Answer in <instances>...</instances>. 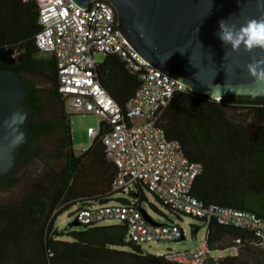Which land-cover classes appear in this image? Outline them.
<instances>
[{
    "label": "trees",
    "instance_id": "1",
    "mask_svg": "<svg viewBox=\"0 0 264 264\" xmlns=\"http://www.w3.org/2000/svg\"><path fill=\"white\" fill-rule=\"evenodd\" d=\"M39 8L37 0H0V49L12 48L17 58L12 66L0 62V68L17 73L27 89L23 103L30 111L26 127L31 137L22 155L27 156L33 150L30 158L40 156L39 141L52 139L60 129L62 135L59 139L56 136L59 144L55 157L65 159L67 164L41 174L35 188L17 203L0 206V264H175L145 253L140 245L127 241L126 225L82 226L66 232L56 229L57 218L75 205L84 207L95 201L107 204L128 200L114 197L117 193L112 190V183L116 168L106 159L100 135L81 152L78 164L69 163L70 156L63 148L74 149L70 115L58 90L56 60L53 55L42 54L35 44L41 28ZM97 75L122 109L141 86L139 75L131 72L116 55L103 56L97 65ZM35 79L45 80L48 87L38 86ZM229 108L256 111L260 116L259 130L250 133L234 123L227 116ZM160 125L168 138L180 142L190 160L202 166L201 174L192 185L194 197L206 204L216 203L264 217L262 97L231 95L217 101L190 90L178 92ZM143 189L139 185L132 194L139 203L145 200ZM207 227L205 240L210 252L257 247L239 229L215 221ZM196 229L193 227V234ZM64 235L70 240L60 239ZM237 239L241 243H236ZM239 256L240 252L210 260L208 264H232Z\"/></svg>",
    "mask_w": 264,
    "mask_h": 264
},
{
    "label": "built area",
    "instance_id": "2",
    "mask_svg": "<svg viewBox=\"0 0 264 264\" xmlns=\"http://www.w3.org/2000/svg\"><path fill=\"white\" fill-rule=\"evenodd\" d=\"M37 1L41 28L35 44L42 54L54 56L58 90L65 102L76 113H93L100 118L99 128L89 127L87 133L92 140L101 136L106 159L116 168L112 190L133 197L141 185L164 205L206 225L215 221L239 229L264 250V217L216 203L206 204L191 193L202 166L190 160L180 142L168 138L160 125L174 95L189 89L151 65L129 44L118 29L117 16L109 2L94 0L84 8L74 0ZM95 54L120 57L141 78V86L125 109L100 83ZM75 221L81 227L110 221L126 225L127 241L141 248L185 237L184 230L174 222L151 223L141 212L140 203L131 200L107 204L95 201L78 207ZM236 243H241L240 239ZM210 253L205 240L199 248L168 250L158 257L175 264H208L217 260Z\"/></svg>",
    "mask_w": 264,
    "mask_h": 264
},
{
    "label": "water",
    "instance_id": "3",
    "mask_svg": "<svg viewBox=\"0 0 264 264\" xmlns=\"http://www.w3.org/2000/svg\"><path fill=\"white\" fill-rule=\"evenodd\" d=\"M74 1L88 8L94 0ZM105 1L113 6L118 29L129 44L151 65L189 90L213 99L231 95L264 99V83L255 82L243 68L252 56L264 57V52L256 49L247 53L243 48L233 52L216 34L220 19L239 26L247 19L261 18L264 9L258 5H264V0ZM170 52L173 54L165 60L163 54ZM0 62L14 65L17 62L14 50L0 49ZM26 97L21 77L10 69L0 68V177L14 171L30 141L26 127L30 111L23 103ZM74 158L72 153L71 166ZM8 180L1 178L0 182ZM141 212L151 223L158 224L144 209ZM78 226L74 220L65 231ZM198 231L199 228L194 232L193 242L197 241Z\"/></svg>",
    "mask_w": 264,
    "mask_h": 264
},
{
    "label": "rangeland",
    "instance_id": "4",
    "mask_svg": "<svg viewBox=\"0 0 264 264\" xmlns=\"http://www.w3.org/2000/svg\"><path fill=\"white\" fill-rule=\"evenodd\" d=\"M103 56L101 54H95L96 61L100 62ZM35 83L38 86L48 87V83L43 79H35ZM65 110L70 115L71 137L73 142V154L80 155L82 151L86 150L92 143V138L89 137L87 130L89 127L95 129L99 128L100 118L93 113H76L72 106L66 101ZM227 116L235 121L241 122V124L251 123L253 118L251 117L250 110L246 108L239 109H227ZM238 118V119H235ZM39 144L43 149V154L32 160L29 165L25 167L17 168L16 172L12 175L15 179V183L10 182V179L4 183L0 182V206L12 205L17 203L23 196L32 191L39 179V176L45 173L50 168H60L67 164L65 159H52L50 156L48 147H50V141L40 140ZM145 200L140 202V207L144 209L147 214L158 223L174 222L178 224L184 230L185 239L177 242L161 241L157 243H150L144 245L142 248L145 253L159 256L166 253L168 250H188L199 248L205 241L207 234V225H204L203 221L187 216L184 214H177L170 209L166 208L161 202H159L153 195L143 189ZM115 198H123L131 200L133 202H139L137 198L124 194H115ZM118 201H112L117 203ZM78 206H73L62 215H60L56 222L55 227L59 232H66V226L75 220V212ZM115 222H103L102 225L114 224ZM193 227L199 228L196 235L197 241L193 242ZM81 226L73 227V230L80 229ZM62 240H70L67 235L62 236ZM260 248L252 247L249 249L228 248L224 251L216 250L211 251L210 256L212 258L220 259L226 256H235L240 252L239 259L232 264H263L264 254ZM263 254V256H262Z\"/></svg>",
    "mask_w": 264,
    "mask_h": 264
},
{
    "label": "clouds",
    "instance_id": "5",
    "mask_svg": "<svg viewBox=\"0 0 264 264\" xmlns=\"http://www.w3.org/2000/svg\"><path fill=\"white\" fill-rule=\"evenodd\" d=\"M258 7L264 9V5H258ZM217 23L218 31L216 34L224 46H230L231 51L239 52L243 48L247 53H252L256 49L264 52V14L259 19H247L239 26L229 23L224 18ZM172 54L173 52L164 53L165 60ZM243 68L255 82L264 83V57L252 56L250 62L244 64Z\"/></svg>",
    "mask_w": 264,
    "mask_h": 264
},
{
    "label": "flooded vegetation",
    "instance_id": "6",
    "mask_svg": "<svg viewBox=\"0 0 264 264\" xmlns=\"http://www.w3.org/2000/svg\"><path fill=\"white\" fill-rule=\"evenodd\" d=\"M264 100V99H263ZM250 110V114H251V117L253 118V120H252V122L251 123H246V124H241V122H235V121H233L234 123H236V124H239V125H241V126H243L244 128H246L250 133H254V132H256V131H258L259 130V128H258V122H260V116L257 114V112L256 111H254V110H251V109H249ZM235 119H238V118H235ZM238 121H239V119H238ZM27 126V125H26ZM30 133V132H29ZM61 135H62V131L59 129L58 130V132H57V134H56V136H57V138L59 139V137H61ZM56 136H54V137H52V139H49L48 141H50V147H48V151H49V153H50V156L51 157H54V158H52V159H54V160H56V159H58V158H56L55 157V154H56V151H57V145L59 144V142L57 143V138H56ZM30 137H31V134H30ZM30 145V141H29V144L27 145V146H29ZM26 146V147H27ZM64 149V151L69 155V156H71V154L73 153V150H71V148L69 147V146H66L65 148H63ZM32 152H33V150H32ZM32 152L30 153L29 152V154L27 155V156H23L22 155V153L20 154V156H19V159H18V162H17V164H16V166H15V169H14V171L17 169V168H19V167H25L26 165H29L31 162H32V160L33 159H35V158H38V157H40L42 154H43V149H42V151H41V155L39 156V155H33L31 158H30V156L32 155ZM76 158H77V160H75V161H73V164L74 165H76V164H78L79 163V156H81V155H74ZM28 159H30L29 161H28ZM27 161V162H26ZM70 163V162H69ZM13 171V172H14ZM12 172V173H13ZM12 173H10V174H8V175H5V176H2V177H0V179L1 178H6V177H8L9 179H10V182H12V183H15V179L12 177Z\"/></svg>",
    "mask_w": 264,
    "mask_h": 264
}]
</instances>
